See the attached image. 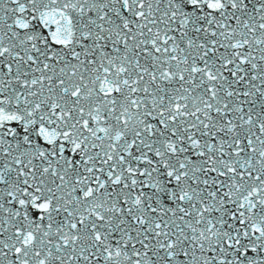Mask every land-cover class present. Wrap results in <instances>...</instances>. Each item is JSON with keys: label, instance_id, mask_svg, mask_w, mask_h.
Instances as JSON below:
<instances>
[{"label": "snow or ice", "instance_id": "1", "mask_svg": "<svg viewBox=\"0 0 264 264\" xmlns=\"http://www.w3.org/2000/svg\"><path fill=\"white\" fill-rule=\"evenodd\" d=\"M0 264H264V0H0Z\"/></svg>", "mask_w": 264, "mask_h": 264}]
</instances>
